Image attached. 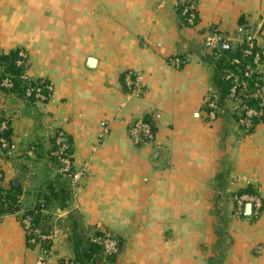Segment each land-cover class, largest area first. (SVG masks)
Listing matches in <instances>:
<instances>
[{
	"label": "crops",
	"instance_id": "1",
	"mask_svg": "<svg viewBox=\"0 0 264 264\" xmlns=\"http://www.w3.org/2000/svg\"><path fill=\"white\" fill-rule=\"evenodd\" d=\"M176 3L0 0V52L24 49L30 75L54 86L47 103L0 87V119L17 145L0 157V189L19 192L56 229L49 264L79 255L90 264H264V208L259 219L233 215L248 187L264 203V122L244 132L228 104L207 119L218 87L205 47L213 28L232 48L248 30L264 48V0H197L193 28ZM134 71L139 94L126 86ZM139 118L153 125L150 143L130 137ZM58 130L76 168L92 159L77 197L52 156ZM104 231L121 243L115 257L92 250L90 237ZM39 257L18 218L0 217V264Z\"/></svg>",
	"mask_w": 264,
	"mask_h": 264
},
{
	"label": "built area",
	"instance_id": "2",
	"mask_svg": "<svg viewBox=\"0 0 264 264\" xmlns=\"http://www.w3.org/2000/svg\"><path fill=\"white\" fill-rule=\"evenodd\" d=\"M176 6L185 25L190 28L198 25L197 0H177ZM237 42L234 50L240 48V56H225V52L220 50L219 45L222 43L227 44L230 46L229 50H231L230 40L213 28L207 29L205 47L211 52L215 65L224 60L221 64L220 76L225 83L229 84V88L225 102L222 101L219 90L210 92L206 103V116L209 121H215L219 117L221 110L228 104L238 127L242 131L249 133L259 123L264 122V48L250 30L244 33ZM174 63L179 67L181 60L177 58ZM16 65L24 70L20 76L26 86L24 98L37 103L50 101L54 94V86L45 79H35L30 75L28 54L24 49L18 51ZM14 79L13 76L6 75L1 80L0 87L5 91L12 90L15 86ZM126 86L134 94L141 93L143 90L141 72L134 71L129 73L126 78ZM9 132L10 122L7 117H4L0 119V157L3 154H12L17 151V145L8 135ZM129 134L136 144L150 143L155 137L153 125L144 118H139L129 125ZM52 156L59 164L60 173L68 178L73 196L77 197L80 182L90 171L92 159L87 160L81 167L76 168L69 154V147L63 130L56 131L54 135ZM3 177L4 173L0 168V180ZM1 202L2 195L0 194ZM234 204L233 215L238 220L245 219L248 216L253 219H259L264 208L262 197L258 192L237 194L234 198ZM19 205L21 207L20 211L12 215L16 216L20 221L26 233L27 244L32 248L39 249L40 257L37 264H49L57 239L56 229H47L42 225L36 226L34 218L31 215L24 214L26 209L22 198L19 200ZM247 205L251 206L250 215L246 214ZM66 214L65 211L58 213L57 219H62ZM90 242L98 246L107 257H115L121 251L120 241L108 231L92 235ZM57 264L83 263L66 259Z\"/></svg>",
	"mask_w": 264,
	"mask_h": 264
},
{
	"label": "trees",
	"instance_id": "3",
	"mask_svg": "<svg viewBox=\"0 0 264 264\" xmlns=\"http://www.w3.org/2000/svg\"><path fill=\"white\" fill-rule=\"evenodd\" d=\"M19 50L20 49L13 50L7 54L0 52V68H1L0 69L1 70L0 71V82L4 77H6V75L13 76L15 78L14 79L15 86L12 90H9L8 92H10L11 94H16L21 97H24L26 86L24 82L20 79V76L23 74L24 70L22 68L17 67L16 65ZM240 54H241L240 48H237L236 50L231 49L224 53L225 56H232V57L240 56ZM210 58L212 59V61H214L212 55L210 56ZM223 62L224 60L220 61L216 65V72H217L216 85L218 87V90L221 93L222 101L225 102L229 84L225 83L220 76L221 64ZM253 130L254 129H252L251 132H253ZM8 135L10 136V133H8ZM243 193L253 194V193H257V191L253 187H248L238 192V194H243ZM0 194L2 195V202L0 203V216L12 215L16 213L17 211H20L21 207L19 205V200L21 196L19 192H16V191L4 192L0 189ZM24 214L31 215L34 218V224L36 226L42 225L45 227V225L42 223L43 218L41 215V211L39 210V207L36 209H26V211H24ZM89 242H90V239H89ZM90 244L92 246L93 251L102 252V250L98 246L92 244L91 242ZM73 260L76 262H81L83 264H90V261L88 260L87 255L85 257L82 255H79L76 259H73Z\"/></svg>",
	"mask_w": 264,
	"mask_h": 264
},
{
	"label": "water",
	"instance_id": "4",
	"mask_svg": "<svg viewBox=\"0 0 264 264\" xmlns=\"http://www.w3.org/2000/svg\"><path fill=\"white\" fill-rule=\"evenodd\" d=\"M219 48H220V50L222 52H226V51H228L230 49V46L227 45V44L222 43V44L219 45ZM232 49L234 50V48H232ZM250 213H251V206L250 205H247V207H246V214L247 215H250Z\"/></svg>",
	"mask_w": 264,
	"mask_h": 264
}]
</instances>
